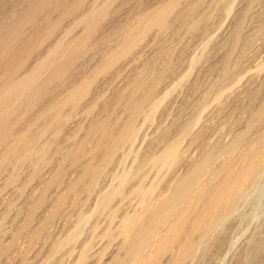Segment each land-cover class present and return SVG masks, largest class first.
Here are the masks:
<instances>
[{
  "label": "bare ground",
  "instance_id": "bare-ground-1",
  "mask_svg": "<svg viewBox=\"0 0 264 264\" xmlns=\"http://www.w3.org/2000/svg\"><path fill=\"white\" fill-rule=\"evenodd\" d=\"M201 1H188L190 4L187 3V7H180L176 11L178 0H171L156 8L145 7L137 12L131 22H119L112 32L102 33L99 41L105 46L117 36L122 38L117 39L120 42L107 52L103 64L92 76L83 75L79 84L73 80L77 74V61L93 50L99 41L90 35L86 41L67 42L68 32L65 37L57 38L54 44H48L63 19L76 9L74 3L69 0L26 1L13 11L14 14L10 12V16L2 19L0 180L5 177L0 182V190L13 185L16 193L23 196L27 190H32L33 185L37 191L34 190L23 211L19 209L21 204L17 205L19 211L17 215L13 213V218L10 215L15 203H5L7 207L4 206L5 210L3 208L0 213V264H34L37 258L33 262L32 252L35 250L34 257H37L46 246L45 258L39 264H63L71 251L76 250L71 249L72 245L81 240L79 238L86 224L91 222V230L96 232L99 229L98 220L105 214L103 219L107 217V223L99 229V233L109 243L118 239V245L114 247L116 250H111V254H106H110L107 262L99 261L98 264H201L211 254L217 239V228L233 214L242 196L264 174V81L256 84L251 74L248 80L243 77L249 75L237 74L246 62L244 59L249 47L264 34V6L263 12L258 15V24L248 32L256 16L254 9L260 0H246L243 10L240 9L235 18L236 25L230 35L187 60L190 67L201 63L202 75L208 79L203 85L204 77L200 79L199 72L198 76L195 74L197 78H192L188 83V96L184 100L191 112L185 118L177 116L170 126L166 124L167 127H161L159 135L132 157L130 165H126L125 157L128 156L127 152L132 151L133 143L142 129L139 121L151 119L152 113L171 94L172 89L167 88L168 78L176 72L178 61L182 60L184 54L189 56L188 50L185 51L187 45L170 43L172 40L168 42L167 37L160 38L155 51L160 55V60L154 58L155 54L153 58L144 55L139 62L140 67L133 71L135 73L126 80V84L112 87L110 95L93 101L92 107L87 110V125L83 120L77 122V119L75 126H71L76 111L80 109L77 108L92 92L96 75L107 72L125 56L139 50L153 27L157 26L167 36L175 34L176 38L183 28L189 35L197 34L207 23L206 14L195 15ZM220 1L219 6L216 2V13L223 9L229 12V0ZM51 10L59 11V15L56 18L50 16L48 13ZM103 15L100 13L99 16ZM92 26L93 23L88 22V29ZM184 33L185 36L187 33ZM46 42L49 46L45 48V54L39 55V49ZM36 55H39L37 63L28 68V62ZM89 55L96 57V50ZM181 75L176 87L181 86L190 73ZM242 79L245 81L243 85L240 84ZM256 103L259 104L258 110L253 108ZM173 130L175 135L171 138ZM213 132L216 133L213 139L218 133L227 134L230 139L223 140L218 135V138H211L210 141ZM184 144L194 149L192 156L184 154ZM111 167H115L112 180L109 181L110 185L106 184L109 187L102 190L99 186H102L101 181ZM26 169L28 172L23 176ZM152 169L156 170L153 177L150 176ZM21 170L24 172L21 173ZM97 188L101 190H97L99 194L91 199L95 201L93 208L90 206L92 210L85 214L82 208L81 212L80 207L86 206L84 199ZM128 196L136 199L131 211L127 207V210H123L124 205L114 203L116 198L124 200ZM117 217L119 220L115 223ZM59 220H63L64 226L69 225V231H65L66 235L63 236H59V231L56 237L51 230ZM7 221L12 224L5 231L3 226ZM90 240L84 243L81 250L77 248L80 252L75 255L78 260L74 264L88 261ZM77 243L75 247L79 246ZM37 244L40 245L38 248ZM102 257L103 253L99 260ZM95 260L94 264L97 263ZM246 264H264V235Z\"/></svg>",
  "mask_w": 264,
  "mask_h": 264
},
{
  "label": "rangeland",
  "instance_id": "rangeland-1",
  "mask_svg": "<svg viewBox=\"0 0 264 264\" xmlns=\"http://www.w3.org/2000/svg\"><path fill=\"white\" fill-rule=\"evenodd\" d=\"M26 1L29 2L31 0H0V24H2V19L5 18V17H7L6 15H8V13L9 14H11V13L14 14L13 11H16L20 7H22L23 4H25ZM69 1L72 4L73 3L75 4V6H76L75 8L76 9L73 10V12H72L73 14L71 13V14L68 15L69 17L66 16L63 19L62 23L60 24V26L57 28V30L55 31L54 35L52 36V38H54V39L52 40V38H51L49 40V42H50V43L48 42L49 45L50 44L51 45L54 44L55 43L54 41H56V40L58 41L59 38L61 39L62 37H65L66 36V33H68V32H69L68 34H70V35H67L66 36L67 37L66 38V41L67 42H68V40H69V42H74L75 40H78V41L79 40L86 41L90 37V35L92 36L91 38L96 39L97 41H99L100 40L99 39L100 38L99 36L102 33L112 32L113 29H114V26H116L119 22H122V21L131 22L133 20L134 16L137 14V12L139 10H141L142 8H145V7H150V8L160 7V6L164 5V4H167L171 0H81V2H80V0H69ZM188 1L190 3H192V2L198 1V0H192V1L191 0H178V2H177L178 4H177V6L175 8V11L178 10V9L187 7V5L190 4ZM245 1L246 0H229L228 3H230L229 4L230 7H231L230 10H229V12H227V11H225V9H223L222 11L224 13L221 11L222 14H221V12L218 13V14L216 13L217 7L219 6V3L221 2L220 0H218V1L217 0L216 1L215 0H205V1L203 0V2L201 1L202 4L204 2H206V3H204L205 5L204 4L203 5L202 4L200 5V8L201 9L199 8L198 9L199 12L197 11L195 15L196 16H201V15L206 14L207 15V23L205 22L204 26L202 27V29L204 31L201 29L198 32L199 34L197 33L200 36V35H202V34H200V32L201 33L204 32L203 35L200 36V37L197 34H195V35L190 34L189 35L187 33V31H185L186 28H183V29L180 30L179 34L177 33L178 34L177 38H179V36H180V38L178 40L176 38V35L175 34H174L175 36L173 34H171L170 36H167V34L166 33L163 34L159 30V28L157 26L153 27V29L148 33V35L146 36V38L144 39V41L142 42V44L139 47V50L142 47H143V49H141L140 51L139 50H136V52H134L132 54H128L123 59H121L120 61H118L114 66H111L109 68V70H107V72H105L103 74H97L96 75L95 80H94V83H93V86L94 87L92 89L91 94L87 95L83 99L81 105L77 108V110L79 108L80 109L78 111H76V115H75L74 119L72 120V122L73 121L74 122L73 123L71 122L72 125L71 124L70 125L72 127L75 126V123H77L79 120L80 121L83 120L84 123L87 125L88 119H89L87 117V110L90 107H92L93 101L95 99L101 97V96H108V94L110 95L111 92L113 91L112 89H114L116 87H121V85L123 86L124 84H126L127 81L129 80V77L132 76V73L134 74L136 72L137 68L140 67L141 64L139 65V62L141 63V61H142L141 59H142V57L144 55H145L144 57H148V55H149V57L153 58V56L155 54L156 57L154 56V58H156L158 60V58H159L160 55L158 53L156 54V52H157L156 51L157 50V47L156 46H157V43L160 40V38L162 39V38H166L167 37L168 42H170L172 40L170 43H173V44H177L178 43L180 45H183L184 44V47L187 45L186 48H185V51H186V49L188 50L189 56L187 55V53H186L187 51H186L185 52L186 54H184V57L181 58L182 60L181 61L179 60L180 63L178 61V69L176 70V72L174 74H172V76H170L168 78V81L169 82L167 81L168 84H169V85L167 84L168 85L167 88H171L172 89V92H173V94L171 92V94L168 96V98L165 99L167 101V102L166 101L165 102L167 103V106L168 107L166 106V103L164 102V104H162V106H160V108L158 110H156L155 112L152 113L151 119L145 121L146 123L143 120H142L143 122L141 120L139 121V126L142 129H140L141 131L139 132V135H138L136 141L133 143L134 144V147H132V149H131L132 151L127 152L128 153L127 154L128 156L125 157V163H127L126 165H128V163L130 165L132 163V160L134 158V155L138 151L145 149L146 148V145H148L149 141L155 139V137H157V135H159V133H160V131H161L162 128L167 127L166 124L170 126L171 123H172V121L177 116H182V118H185L186 116L189 115V113L191 112V109H189V107L185 104V100H184V99H186V96H188V92H187L186 88L188 86V83H190L194 79V77L197 78L199 72H200V74H199V78L200 79H202L204 77V75H202L203 74V65L201 63L196 64V66H194V67H190V66H188L189 65V62L187 64V60L189 61L190 58L196 56V55L193 56V54H196V53H197V55L201 54L204 51V49L210 48V46H212L213 44H215L217 42H220V40H222V41L225 40L230 35L231 30L234 28V25H236V21H237L236 20L237 19L236 17H238V13L241 11L240 9L243 10V8H244ZM78 2H80V3L78 4ZM187 3H189V4H187ZM208 4H209V6H207ZM210 4H211V6H214V7H211ZM215 6H216V8H215ZM225 6H227V5H225ZM225 6H224V8H225ZM263 6H264V0H260L259 3L256 5V7L254 9V13H255L256 16L254 17L253 22H252L253 24L249 27L248 32H249V30H250V32L253 31L254 27L258 24V22L260 20V17H258V15L263 12ZM205 7H206V9H205ZM232 8H233V10H232ZM212 9L214 10V12H213ZM200 10H202V12ZM208 10H209V12H208ZM258 10H260V11H258ZM210 12H213V13H210ZM100 13H103L105 15L99 16ZM48 14H50V16H52V17L54 16V18H56L59 15V11L51 10ZM197 14H199V15H197ZM8 16H10V15H8ZM212 19H213L214 22L212 21ZM78 20H79V22H78ZM209 20H210L211 23L209 22ZM88 22L93 23V26H92L91 29H88ZM204 27H206V28H204ZM92 30H93V33H92ZM184 31H185V33H184ZM155 32H156V34H154ZM183 33L184 34L187 33L188 36L186 34L185 35L186 37H185L183 35ZM159 35H160V37H159ZM205 36H207V37H205ZM149 37H152V38L149 39ZM223 37H224V39H223ZM263 37H264V34L261 35V36H259L258 38H256L255 41H254V43L251 45V47H249L250 49H248V53H247V55H246V57L244 59V62H245V60H246V62L243 63V66L237 72V74H239L240 76H244V75L251 74L252 77H253L252 80L255 78L256 81L255 80H253V81H255L256 84L258 82L264 81V77H263L264 76V73H263L264 72V43H263L264 42V38ZM118 38H119V40H121L122 37L121 36L115 37L114 38L115 40L113 39L110 43L106 44V46L102 42L99 41L98 44H95V47L93 48V50L87 52L84 55V57L81 58V60L77 61V64H76V66H77L76 67L77 68V74L73 78V80L75 79L74 81L77 82V84L81 83V81H82V79L84 78L85 75L92 76V74L99 68V66H101L103 64L102 62H103L104 58L106 57L105 55L107 54V52L110 49H113L120 42L119 40L117 41ZM170 38H172V39H170ZM192 38H194V40ZM182 39L183 40L185 39V40L183 41ZM189 39H191V41H189ZM96 40H93V41L94 42H97ZM174 40H176V41H174ZM199 41H200L201 44L199 43ZM45 45L42 46V47L45 46L44 48L41 47L39 49V52H40L39 55L45 54L44 51H46V49L49 46V45H47V42H46ZM97 46H98V48H97ZM107 46H109V47L107 48ZM154 48H155V50H154ZM95 50H96V57L89 55L92 52H95ZM105 50H106V52H105ZM192 52H194V53H192ZM38 56L36 55L32 59H30V61L28 62V68H29V66L32 67V66H34L37 63ZM132 56L134 57V59H132L133 58ZM88 57H90V58H88ZM34 58H36V60H33ZM249 58H250V60H247ZM91 59H92V61H91ZM97 59H98V61H96ZM159 60H160V58H159ZM184 60H186V61L183 63ZM211 60H214V59L212 58ZM88 61H90V62H88ZM86 62L88 64H86L83 67V65ZM87 65H88V67H86ZM260 67H262V68L259 69ZM190 68H191V70H190ZM78 69H80V70H78ZM178 70H179V72H178ZM198 70H200V71H198ZM133 71H135V72H133ZM187 72L190 73L189 77L188 78H185L182 81V83H181L182 85L181 86H177L176 87V84L181 81V78H182L181 76H183V75H181V73L182 74H185ZM106 73H108V74L106 75ZM256 73L257 74L259 73V75H257ZM126 75L128 77H126ZM251 75H249L247 77L245 76V77H243V79L247 78V80H248ZM80 77H81V79H80ZM124 77L127 78V79H125ZM179 77H181V78H179ZM256 77H257V79H256ZM177 79H178V81L176 82ZM243 79H242L241 82L244 81ZM205 80L207 82V80H208L207 77H204L203 78V80H202L203 85L206 84V82L204 83ZM247 80H246V83L248 82ZM174 82H176V83H174ZM241 82H240L241 85L245 84V81H244V83H241ZM183 83H184V85H183ZM172 85H173V87H172ZM59 90H61V89H59ZM93 92H94V94H93ZM177 94H179V95H177ZM183 95H185V96H183ZM90 97H91V100H90ZM92 97H93V99H92ZM173 97H175V98H173ZM86 104H87V106H86ZM253 108L255 110H258L259 104L256 103ZM167 111H168V113H167ZM83 117H85V118H83ZM76 120H77V122H76ZM142 123H144V124H142ZM141 124H142V127H141ZM214 134H216V133L213 132V133L210 134V137H209V140L210 141H211V138L213 139L212 136ZM172 135L173 136L175 135V131L174 130L171 132L170 137ZM218 135H220V133H218L217 135H215V137H214L213 140H215L216 138H218ZM220 136H221V138L223 140H229L230 139V136H228L227 134H222ZM227 136H228V138H226ZM140 140H141V142H139ZM183 151H184V154L186 156H188V157L189 156H192L193 153H194V149L193 148H188V146H185V144L183 145ZM191 152H192V154H191ZM114 168L115 167H111L110 168V172L106 175V177H104L102 179V181H101V182H103L102 183V186H99V188L101 187L102 190L107 189L106 186L107 185H110V182L112 180V174L115 172V169ZM24 169H22V170H24ZM22 170H21V173L24 172ZM152 170L150 171V173H151L150 176L153 177L155 175V173H156V170L155 169H152ZM111 171H112V173H111ZM27 172H28V170L26 169V171L22 175L25 176L27 174ZM3 177H5V176H3ZM2 178H1V180H2ZM1 180H0V182H1ZM2 181H4V178H3ZM31 187H33V188H31L32 190L31 191L27 190L28 192L25 195H23V196L19 192L16 193V191H15L16 189H13V188H15V186H13V185L8 186V188H4L5 191H3L4 189H1L0 190V204H1L0 205V210H1L0 213L3 212L2 209L4 208V206L7 207V204L9 202L10 203L8 205H12L13 204L12 202L15 203L13 205L14 207H12V210L13 211L11 210L12 213H11L10 216H12V218L14 217V214L17 215L19 209H21L23 211L24 210V207L26 208V206H27L26 203L28 204V202L30 201V196L33 195V193L35 191H37V190H35V188L37 189V187H35L33 185ZM107 187H109V186H107ZM99 188H97L96 191L97 190H101ZM96 191H94V193H92L91 196L86 197L84 199L85 200L84 202H85V205L86 206H84V205L82 206L81 205L82 206V207H80L81 209L79 208L81 212L84 211V213L87 214V213H89V211L92 210L95 201H91V199L93 200L94 198H96V196H93V195H95V194L97 195L100 192V191H97V193H96ZM9 192L13 196L11 194L9 195ZM16 194H18V195H16ZM27 194H29V195H27ZM3 195H5L6 197L3 196ZM14 195H15V197H14ZM10 196H12L13 198L10 197ZM19 196H20V198H19ZM2 197H4V199ZM16 197H17V199H16ZM26 197L28 198V201L26 200L27 199ZM131 198H133V196H128L124 200H119L120 198H116V200L118 199L119 201L117 202L115 200L114 203H116V204H122V205H124L123 206V210H124V208H125V210H127L126 209V207H127V208H129L128 211H131L133 209L132 207H134V203H136V201H134L136 199L135 198L131 199ZM1 199H2V201H1ZM10 199H12V201ZM24 199H25V202H23ZM13 200H15V201H13ZM21 201H22L23 204L21 203ZM84 202H83V204H84ZM126 202H128V204H126ZM5 203H7V204H5ZM132 203H133V205H132ZM20 204H21V206H20ZM88 204H89V206H88ZM130 204H131V206H130ZM17 205H19L20 208L17 207ZM90 206H92L91 209H90ZM5 208H4V210H5ZM17 208H19L18 211H17ZM82 208H84V210ZM0 216H1V214H0ZM103 216L105 217L106 214L103 215ZM103 216H101L99 218V220H98L99 221V229L100 230L107 223V217H106V219H103ZM118 220H119V217L116 218L115 223ZM100 221H101V223H100ZM7 222L8 223L10 222V223L9 224L8 223L5 224V226L7 228L5 226H3V229L4 230L5 229L8 230V227H10V225L12 224L11 221H7ZM58 222H59L58 225L56 226V224H57L56 223L54 225V227L52 228V230H51V233L53 232L52 235H54V236L57 235L58 236V234H56V233H58L59 231L61 232V233H59V236H61V234H62V236L63 235H66V232L69 231V228H68L69 225L68 226H64V224H62L63 220H59ZM90 224H91V222L88 223V225L86 224V226H85L86 228H85V230L82 233L83 235L79 238V239L83 240L84 242L83 241L80 242L81 240H78L77 241L78 243L76 242L77 245H79V246L81 245L80 247L77 246V245H76L77 247H75V244L76 243L74 244V246L72 245L73 248H71V249H73V250L76 249L74 251L75 253L71 251V254H69L70 252H68L67 254H69L68 256L70 257V259H68L69 257L66 256L68 258H67V260L65 258V261H64L63 264H74V263H76L75 261L78 260V257L77 256L75 257V255L76 254L79 255V252L81 250L80 248H82V246L84 245V243L86 241L90 240V239H91L90 240L91 241V247H90V250H89V259H88V261L85 264H91V263L94 264L95 262H93V261L97 257H99V258H97L98 260L97 259L95 260L97 262L96 264H98L99 261L100 262L101 261L102 262H105L106 260L108 261V259H109L108 257L110 256V254L114 250H116L117 245H118V243H117L118 242V239L114 240L112 243H109L107 241L108 239L99 233L100 232L99 229L96 231L98 233H96L95 231H92L91 230L92 227H91ZM60 226H63V228L61 227L62 228L61 230L59 229ZM54 228L57 229V230H55ZM3 229H2V231L4 233L6 230L4 231ZM66 229H68V230H66ZM89 231H90V233H89ZM90 234H91V238H90ZM217 234L219 236H217ZM95 235H97V236H95ZM263 235H264V174H263L262 178H260V180L250 190H248L245 195L242 196V198L239 200V202L237 204V207H236L235 211L233 212V214H231L229 217H227L225 219V221L217 228L216 237H215L217 239H215L214 247L212 248L211 254L209 255L210 257L211 256L212 257L208 259V257H209L208 256L206 259H204L203 262H201V264H205V263L206 264H246V261L248 260L249 256L251 255V253L255 249V247H256L259 239ZM92 237H93V239H92ZM219 240H221V241H219ZM38 245L39 244H37V247L36 248H38L40 246V245L39 246ZM216 246H218L219 248H217ZM114 247H116V248L114 249ZM77 248L80 249V250H78ZM46 249H47V246L41 252L42 254L41 253L39 255L36 254L37 257H34L35 250L32 252L33 262H34V259L37 258V259H35L34 264L41 263V261L45 258V255H46V252H47ZM217 249H219V250L217 251ZM77 250H78V252H77ZM111 250H112V252H111ZM212 252H213L214 255L212 254ZM90 253H91V257H90ZM102 253H103L102 260H99L101 258V256H102ZM107 253H110V254L106 255ZM239 255H241V256H239ZM185 264H190V263L187 262Z\"/></svg>",
  "mask_w": 264,
  "mask_h": 264
}]
</instances>
